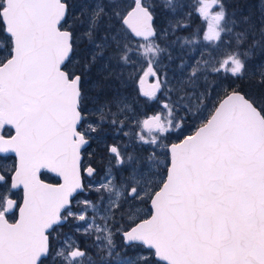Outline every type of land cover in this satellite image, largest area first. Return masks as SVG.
Returning <instances> with one entry per match:
<instances>
[{"label":"snow or ice","instance_id":"snow-or-ice-1","mask_svg":"<svg viewBox=\"0 0 264 264\" xmlns=\"http://www.w3.org/2000/svg\"><path fill=\"white\" fill-rule=\"evenodd\" d=\"M0 264H264V0H0Z\"/></svg>","mask_w":264,"mask_h":264},{"label":"rangeland","instance_id":"rangeland-1","mask_svg":"<svg viewBox=\"0 0 264 264\" xmlns=\"http://www.w3.org/2000/svg\"><path fill=\"white\" fill-rule=\"evenodd\" d=\"M141 111L142 112H146L147 115H152V114H155L159 111H161L160 109V106L159 105H156V104H150L148 106H144L143 102L141 103ZM143 118V117H142ZM137 131H139V129H137ZM192 131V125L191 123L189 122L188 126H187V131L185 132V135L186 134H190V132ZM173 141H175V136H173ZM92 148H93V145H92ZM91 151V149H89ZM10 156H13V155H10ZM9 164L12 163V160H8L7 161ZM44 176H47V178L45 179H56V177L54 175H52L51 173H43ZM58 180V178L56 179ZM65 231H68L67 228H65ZM81 241H83V238H80Z\"/></svg>","mask_w":264,"mask_h":264},{"label":"trees","instance_id":"trees-1","mask_svg":"<svg viewBox=\"0 0 264 264\" xmlns=\"http://www.w3.org/2000/svg\"><path fill=\"white\" fill-rule=\"evenodd\" d=\"M230 2L233 3V0H230ZM255 2H256V0H235V4H236L238 10H241V11H247L248 9L251 8V5L254 4ZM245 87L249 91H256V86L255 85H253L251 87L246 85ZM42 177L43 178H47V176H44L43 174H42ZM48 180L57 181L56 179H48Z\"/></svg>","mask_w":264,"mask_h":264},{"label":"water","instance_id":"water-1","mask_svg":"<svg viewBox=\"0 0 264 264\" xmlns=\"http://www.w3.org/2000/svg\"><path fill=\"white\" fill-rule=\"evenodd\" d=\"M151 82H152V81L149 79V80H148V83H151ZM11 155H14V154H11ZM52 174L55 175L54 173H52ZM55 176H56V175H55ZM59 179H60V178H59ZM45 182H46V183H52V182H48V181H46V180H45Z\"/></svg>","mask_w":264,"mask_h":264},{"label":"bare ground","instance_id":"bare-ground-1","mask_svg":"<svg viewBox=\"0 0 264 264\" xmlns=\"http://www.w3.org/2000/svg\"><path fill=\"white\" fill-rule=\"evenodd\" d=\"M233 3L235 4V0H233Z\"/></svg>","mask_w":264,"mask_h":264},{"label":"flooded vegetation","instance_id":"flooded-vegetation-1","mask_svg":"<svg viewBox=\"0 0 264 264\" xmlns=\"http://www.w3.org/2000/svg\"><path fill=\"white\" fill-rule=\"evenodd\" d=\"M93 148H95V145H93Z\"/></svg>","mask_w":264,"mask_h":264}]
</instances>
